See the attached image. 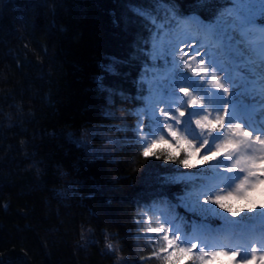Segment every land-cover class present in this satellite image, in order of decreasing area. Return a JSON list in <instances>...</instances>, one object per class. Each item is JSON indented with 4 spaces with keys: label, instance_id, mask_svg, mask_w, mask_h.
Returning <instances> with one entry per match:
<instances>
[{
    "label": "trees",
    "instance_id": "trees-1",
    "mask_svg": "<svg viewBox=\"0 0 264 264\" xmlns=\"http://www.w3.org/2000/svg\"><path fill=\"white\" fill-rule=\"evenodd\" d=\"M175 2L182 15L173 24L231 6ZM152 3L0 0V264H161L147 258L153 246L136 220L162 198L155 193H183L161 187L177 165L122 141L121 120L133 138L152 55L149 26L128 6ZM113 59L123 61L118 76L105 71ZM107 138L119 143L110 149Z\"/></svg>",
    "mask_w": 264,
    "mask_h": 264
},
{
    "label": "snow or ice",
    "instance_id": "snow-or-ice-1",
    "mask_svg": "<svg viewBox=\"0 0 264 264\" xmlns=\"http://www.w3.org/2000/svg\"><path fill=\"white\" fill-rule=\"evenodd\" d=\"M228 3L231 7L208 22L188 18L196 21L202 33L191 37L194 42L199 40L194 55L184 50L186 40L175 44L162 40L165 28H171L182 15L175 0L128 6L131 16L148 25L153 39L161 41L153 61H163L166 68L171 65V70L150 85L149 95L143 97L145 108L142 114L137 113L132 139L144 158L177 165L165 169L172 174L163 178L161 187L180 184L183 188V195L173 197L175 203L167 193H155L162 198L145 204L147 211L136 220L137 225L146 226L145 235L154 240L147 258L161 264H212L219 257H228L229 264H255L257 260L264 264V0ZM114 23L119 24V19ZM188 48L191 50L192 45ZM122 63L113 59L105 71L118 76ZM146 75L147 68L142 77ZM144 83L142 79L141 93ZM98 84L104 87L102 78H98ZM185 84L188 86H182ZM179 166L198 171L185 172ZM257 203L262 211L255 212ZM178 208L185 214L180 215ZM156 212L159 215H150ZM225 212L233 217L254 213L242 219L258 221L259 228L245 225L243 229L256 239L233 244L210 242L209 237L217 240L221 235L230 241L240 240L233 227L239 222ZM214 218L223 223L213 227ZM257 243L261 245L259 255ZM107 248L115 251L111 243ZM121 264L129 262L122 260Z\"/></svg>",
    "mask_w": 264,
    "mask_h": 264
},
{
    "label": "rangeland",
    "instance_id": "rangeland-1",
    "mask_svg": "<svg viewBox=\"0 0 264 264\" xmlns=\"http://www.w3.org/2000/svg\"><path fill=\"white\" fill-rule=\"evenodd\" d=\"M196 18H198V17H196ZM199 20H201L200 18H198ZM257 27H258V24H257ZM260 27V26H259ZM167 29V28H166ZM174 28H170V30L172 31ZM193 29H196V31H195V33H194V30ZM175 31L174 32H172V34H171V36H169L168 34H167V31H163V33H162V40H163V42L164 43H167V42H172L173 44H175V42L177 41V40H180V41H185L186 40V43H185V45H184V50L188 53V55H194L195 54V51L197 50L196 49V45L199 43V40H196L195 42L193 41V39L191 38V37H196V36H202V33H200L199 31H198V25H197V23H196V21L195 20H192V19H190V21L189 22H185V23H182L180 26H179V28H176V29H174ZM160 39H157V40H154L153 39V37H152V39H151V52H152V55H151V64H150V67H149V71L147 72V75L146 76H143L142 77V79L145 81V89L147 90V93H146V95H145V97H147L148 95H149V91H148V89H149V86L150 85H152V84H154L158 79H161L168 71H170L171 70V65H169L167 68L164 66V64H163V61H161V60H154L153 61V59L152 58H154L157 54H158V52H159V48H160ZM154 45H155V47H154ZM188 45H192V49L190 50L189 48H188ZM169 59H171V57H169ZM198 60H199V57H197V61H194L193 62V68L195 69V66H196V62H198ZM155 65V66H154ZM181 71H184V72H187V74L189 75V76H192V73L191 72H189L187 69H183L182 67H181V69H180ZM193 79H199L198 77H192ZM182 86H185V87H187L188 85H182ZM180 95H183L182 93L180 94ZM145 108V106H142V107H140L139 109H137L136 111H134L132 114L134 115V116H136L137 117V119H138V116H137V113L138 112H140L141 114H142V110ZM144 118V120H145V122H147V117L146 116H144L143 117ZM196 117L195 116H193V120L195 119ZM137 122V121H136ZM136 122H135V124H136ZM136 126V125H135ZM193 127H195V125L193 124ZM214 163V162H213ZM203 167H207V165H204ZM190 170H194V172H197L198 171V169H190ZM234 186V185H233ZM221 187H224L223 185L221 186ZM183 195V194H182ZM201 199H203V198H201ZM255 199H256V201L258 202L259 201V199H260V195H259V192H257L256 194H255ZM174 203V202H173ZM243 202L241 201V202H239L238 204H237V206H239V204H242ZM250 206V205H249ZM160 207H162V206H160ZM181 210H183V209H181ZM217 210L218 211H220V212H224V210L223 209H219V208H217ZM147 211V210H146ZM259 211H262V209H260L259 208V205H258V203H257V208L255 209V212H259ZM225 215H227V216H229L230 217V219L231 220H233V221H238L239 223L237 224V225H234L233 227L235 228V230L240 234V241L242 240V241H244V239H245V236L247 235V234H249L248 232H246V231H243V229H244V227H245V224H243L242 222H243V220L244 219H242L243 217H245V216H253L254 215V213H247V212H245V213H241L239 216H235V217H233V216H231V214L230 213H224ZM150 215H159V213L158 212H156V213H150ZM221 223H223L222 221H219L218 220V218H214L213 219V226H215V227H219L220 226V224ZM140 227H141V234H142V236H143V238H145V241L147 242V243H149L150 245H152L153 246V243H154V240H150L149 238H148V236H146L145 235V230H146V226L145 225H143V224H141L140 225ZM249 227V226H248ZM252 227H255V228H259V223H258V221H256L255 223H254V225L253 226H250L249 227V229H251ZM148 235H152V234H148ZM220 237H223V235H221ZM220 237L217 239V240H215V241H213V239H212V237H209V240H210V242H212V243H223V244H228L227 243V241L225 240V239H222V240H219L220 239ZM219 240V241H218ZM145 241L144 240H142V242H144L145 243ZM257 248H258V252H257V255H259L260 254V248L261 247H259L258 245H257ZM249 255L251 254V252H250V246H249V253H248ZM239 259V258H238ZM212 264H229V262H228V257H219V258H217L216 260H213L212 261ZM255 264H260V262H259V260H257L256 262H255Z\"/></svg>",
    "mask_w": 264,
    "mask_h": 264
},
{
    "label": "bare ground",
    "instance_id": "bare-ground-1",
    "mask_svg": "<svg viewBox=\"0 0 264 264\" xmlns=\"http://www.w3.org/2000/svg\"><path fill=\"white\" fill-rule=\"evenodd\" d=\"M140 107H142V106H140ZM139 107V108H140ZM139 108H137V109H139ZM137 109H135L134 111H136ZM134 111H132V113L134 112ZM133 115V114H132ZM121 120H123V123L122 124H124L123 126H124V130L122 129V133L124 134V136H123V139H122V141H124V142H128V140L130 139V141H132V137H131V135H130V133H129V120L127 119L128 118V116L127 115H125V114H121ZM134 116V115H133ZM134 126L136 125L135 124V122L137 121V117L136 116H134ZM122 126V127H123ZM135 128V127H134ZM125 132V133H124ZM107 141L105 142L106 143V146H110L109 148L111 149V147L112 146H116V144L117 143H119L118 141L119 140H115V141H111L110 139H106ZM109 151V150H108ZM107 152V151H106ZM144 211H146V209L145 210H143L142 212H144ZM141 212V213H142Z\"/></svg>",
    "mask_w": 264,
    "mask_h": 264
}]
</instances>
